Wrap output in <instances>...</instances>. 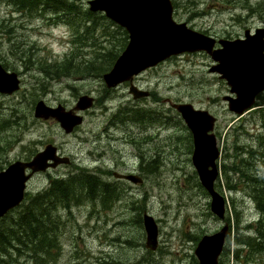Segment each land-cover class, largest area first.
I'll return each instance as SVG.
<instances>
[{"label":"rangeland","instance_id":"obj_1","mask_svg":"<svg viewBox=\"0 0 264 264\" xmlns=\"http://www.w3.org/2000/svg\"><path fill=\"white\" fill-rule=\"evenodd\" d=\"M88 1L67 0L81 12L88 8ZM257 1L172 0L176 3L173 17L217 39L237 38L246 30L253 32L264 26V13L259 14L254 7ZM84 17L77 15L78 26L72 27L55 19V14H29L0 1V63L21 80L18 92L0 95V119L9 121L0 128V170L13 161L28 160L45 145L53 144L61 156L69 157L70 163L34 174L27 182V192L46 188L48 175L66 176L77 172L78 166L108 180L113 177L100 170L134 173L143 178L141 184L124 183L120 199L109 207H103L100 201L82 202L70 213H63L54 264H198L194 256L196 238L220 230L226 217L230 219L226 223L232 237L260 217L248 182L233 165L240 163L244 147L257 149L260 137L264 138V93L257 97L251 111L239 118L233 115L222 98L229 94V88L209 72L212 61L204 53L172 57L134 77L136 86L153 93L137 100L129 94L128 83L106 91L100 78L44 79L33 65L36 59L59 61L75 50L76 62H82L93 59L96 51H118L121 35L115 32L116 24L99 19L92 37L85 33ZM84 94L96 100L104 98L106 103L104 100L102 105L95 104L80 113L82 124L69 134L55 120L34 117L35 100L72 109L78 96ZM166 99L191 103L217 118L214 132L221 156L215 188L226 201L224 220L210 210V197L200 185L191 160L192 136ZM121 105L160 110L164 122L146 126L145 135L137 137L143 140L137 146L126 130L110 122L111 113ZM128 129L135 134L143 131L138 127ZM244 158H250V154ZM263 162L264 158L257 159V169L264 170ZM233 208L238 212V223ZM144 211L157 223L155 251L145 247L146 235L139 222ZM18 255L12 254L10 263L0 264H32ZM0 259L10 260L9 256ZM260 260H264V254L249 264H260ZM229 264L242 263L230 257Z\"/></svg>","mask_w":264,"mask_h":264},{"label":"water","instance_id":"obj_2","mask_svg":"<svg viewBox=\"0 0 264 264\" xmlns=\"http://www.w3.org/2000/svg\"><path fill=\"white\" fill-rule=\"evenodd\" d=\"M91 11H103L128 32V44L116 59L111 70L103 75L107 87L130 80L143 70L154 67L170 56L184 52L204 51L216 62L210 72L219 74L230 87L234 96H225L228 109L236 115L243 114L252 107L256 95L264 91V27L253 34L245 31L244 39H219L207 36L178 23L173 18L171 0H90ZM216 42L219 48H214ZM20 87L15 72L7 71L0 63V94L11 95ZM134 98L148 95L147 91L130 87ZM92 105V98L80 96L76 110H84ZM190 130L193 139L192 164L201 185L211 197L210 209L224 219L225 202L215 190L214 182L218 175L216 159L219 157L217 139L212 132L215 117L207 110L196 109L189 103H171ZM34 117L47 120L54 118L64 130L70 133L82 122V117L62 105L51 107L39 100L34 107ZM69 159L57 154L56 147L47 144L29 161L17 160L0 171V218L18 206L24 198L26 185L36 172L67 164ZM134 183L141 182L137 175H119ZM143 226L146 233L145 247L154 251L158 245V227L154 218L144 212ZM228 225L224 224L216 233L203 235L194 254L199 264H218Z\"/></svg>","mask_w":264,"mask_h":264},{"label":"trees","instance_id":"obj_3","mask_svg":"<svg viewBox=\"0 0 264 264\" xmlns=\"http://www.w3.org/2000/svg\"><path fill=\"white\" fill-rule=\"evenodd\" d=\"M0 1L12 4L17 9L30 14L53 12L55 19L72 27L78 26L76 16L79 14L84 15L85 33L92 37L93 27L99 22V19L105 20L102 14H94L87 10L81 12L77 7L74 9L73 4L67 2V0ZM174 7H176V3H174ZM254 7L259 14H263L264 0H258ZM116 28L115 32L121 35V42L118 44V51L116 52H111V50L106 53L96 51L97 53L95 52L93 59L76 62L77 55L76 51L73 50L65 55L60 62L51 63L44 59H36L33 65L46 77L45 79L52 80L63 76L76 77L78 75L100 78L101 74L110 68L120 50L127 43L126 31L118 26ZM161 115L164 116L160 110H153L152 108L143 107L134 110L128 109L127 111L121 109V111L119 110L115 115H112V121L130 120L146 127L154 122L162 121L161 123H163L164 119ZM7 120V118L0 119V128L9 122ZM189 137H191L190 134ZM129 140L136 145L138 141H143L137 139L135 135H129ZM247 152L252 159L257 153L254 151ZM140 158L142 162L143 157ZM233 168L238 171V164L235 163ZM76 170L77 172L69 173L66 176L48 175L49 182L46 188L36 193L27 192L22 203L0 219V257L7 255L10 258V260L0 259V261L10 263L12 261L11 254L18 253L19 257L25 256L32 264H50L56 260L57 249H59V227L63 213H70L73 206L82 202H94L99 199L103 205L108 206L114 199L119 198L115 188L104 184L96 174L80 166L76 167ZM101 172L106 173L105 171ZM242 176L248 182L250 194L255 200L261 217L255 223L245 225L244 231H237L233 237L229 230L226 244L219 258V264H229L230 257L242 264H249L257 255L264 254V175L258 177L243 174ZM234 187L236 186L232 188ZM233 212L235 221L238 223V212L235 208H233ZM139 222H141L140 217ZM226 222L230 223L229 217H226ZM197 240L198 238H196ZM260 264H264V260H260Z\"/></svg>","mask_w":264,"mask_h":264},{"label":"flooded vegetation","instance_id":"obj_4","mask_svg":"<svg viewBox=\"0 0 264 264\" xmlns=\"http://www.w3.org/2000/svg\"><path fill=\"white\" fill-rule=\"evenodd\" d=\"M112 175H114V174H112ZM112 175L107 174L106 176H112ZM112 177H113L112 180L106 179L107 181L105 183H107L108 185H111V184L115 185L116 191H118V190L122 191V186L124 185V183H129V181L124 179V178H119V177L117 178L114 176H112Z\"/></svg>","mask_w":264,"mask_h":264},{"label":"bare ground","instance_id":"obj_5","mask_svg":"<svg viewBox=\"0 0 264 264\" xmlns=\"http://www.w3.org/2000/svg\"><path fill=\"white\" fill-rule=\"evenodd\" d=\"M57 4V3H56ZM43 6V5H42ZM43 10V9H42ZM36 12V11H35ZM17 255V253H15ZM12 255V254H11ZM7 257V255H5Z\"/></svg>","mask_w":264,"mask_h":264}]
</instances>
